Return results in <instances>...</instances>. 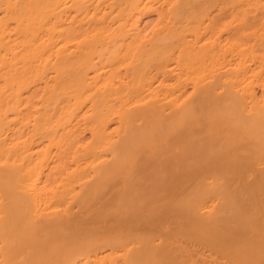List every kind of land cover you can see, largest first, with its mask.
<instances>
[{
  "label": "bare ground",
  "instance_id": "6f19581e",
  "mask_svg": "<svg viewBox=\"0 0 264 264\" xmlns=\"http://www.w3.org/2000/svg\"><path fill=\"white\" fill-rule=\"evenodd\" d=\"M0 264H264V0H0Z\"/></svg>",
  "mask_w": 264,
  "mask_h": 264
}]
</instances>
